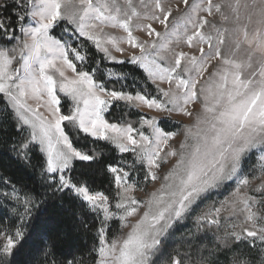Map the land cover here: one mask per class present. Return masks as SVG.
I'll use <instances>...</instances> for the list:
<instances>
[{"label": "snow or ice", "instance_id": "6c2138e0", "mask_svg": "<svg viewBox=\"0 0 264 264\" xmlns=\"http://www.w3.org/2000/svg\"><path fill=\"white\" fill-rule=\"evenodd\" d=\"M174 12L182 14L170 28ZM58 26L63 35H53ZM0 40V103L18 130L28 131L12 151L30 162L34 146L45 157L48 188L68 194L73 208L97 213L91 264H219V255L224 264H264V0H0ZM92 48L104 60L142 69L154 92L109 89L96 68H86ZM114 101L155 114L139 115V127L110 123L104 113ZM174 115L191 121L178 143V133L163 126ZM69 127L131 154V163L122 157L106 166L116 189L111 199L70 175L75 160L97 156L74 146ZM148 182L159 187L138 199L140 183ZM229 182L235 187L218 206L193 217ZM23 203L20 226L0 230V264H15L34 237L52 250L56 237L67 239L36 225L26 231L33 198ZM190 217L196 232L214 226L222 235L212 249L188 240L190 251L169 252L173 230Z\"/></svg>", "mask_w": 264, "mask_h": 264}, {"label": "trees", "instance_id": "16d2710c", "mask_svg": "<svg viewBox=\"0 0 264 264\" xmlns=\"http://www.w3.org/2000/svg\"><path fill=\"white\" fill-rule=\"evenodd\" d=\"M11 2V0H10ZM13 17L15 21V12L6 13ZM56 28L53 34L56 32ZM17 35L19 26L15 28ZM4 41L0 40V45ZM15 43V42H13ZM11 46V45H9ZM103 55L91 49L87 69L96 68V79L103 78L109 89L120 90L122 83L120 79L111 78L107 70L115 69L117 73L123 74L128 83L132 77L137 82V87L142 84L148 88H153L151 82L148 81L145 73L136 66L128 63L106 64L102 58ZM78 63V62H77ZM79 68V63H78ZM132 87L131 92L139 91ZM61 97L62 111L66 112L69 106L68 100ZM140 113L132 108H128L126 104L116 102L111 109L105 114V119L110 123L130 122L136 126ZM14 115H8L4 112V106L0 103V230L12 231L14 226H20L21 221L18 218L24 214V200L26 197H32L34 206L31 208L32 218L24 217V223L27 225H36L49 229L53 236L56 232L67 233V239L62 234L55 239V250L51 248V242L45 240L43 247L37 243V239L33 240L25 246V250L15 258V264H51L54 260L57 264L67 259H77L84 261V264H91L95 253L92 252L93 244L97 235L96 229L100 227V220L97 219V213L89 211L87 208L81 210L79 207L73 208L68 194L55 192L48 188L45 179L42 176V163L44 155L40 153L34 146L31 148L30 162L20 159L15 152L12 151L13 144H18L21 139L27 137L28 131L21 133L17 126ZM70 138L73 139L74 146L82 151L94 150L97 159L92 162L75 161L73 163L74 171L70 175H74L76 179H85L88 181L92 191H104L109 196H114L115 186L113 177L106 171L109 163L117 164L121 155L107 141L93 139L86 134L77 135L70 127L66 128ZM87 147H84V146ZM226 189V187H224ZM4 193H8L5 196ZM13 195L17 199L11 198ZM79 202H77L78 204ZM62 205V207H61ZM76 215L73 217L72 213ZM111 232L118 233V224L110 222ZM116 230L113 231V228ZM195 234V238L190 235ZM217 233L215 227H207L196 232L195 222L191 217L179 224L174 230L168 241V251L181 254L190 251L186 241L192 240L194 247H207L212 249L215 246V236ZM48 252L49 255H45ZM219 264H224L223 255H219Z\"/></svg>", "mask_w": 264, "mask_h": 264}, {"label": "rangeland", "instance_id": "374dc122", "mask_svg": "<svg viewBox=\"0 0 264 264\" xmlns=\"http://www.w3.org/2000/svg\"><path fill=\"white\" fill-rule=\"evenodd\" d=\"M171 2L173 3V4H175V0H171ZM182 13L181 12H174V15H173V18H170V24H169V27L171 28L172 27V24H174V23H176L177 22V19L176 18H178L180 15H181ZM156 28H157V30L158 31H161V32H163L164 31V29L162 28V26H160V25H154ZM56 32L53 34V35H56V36H60V35H63V33H62V31H61V27H56ZM173 47H176L175 45H173ZM181 47H183L184 48V50H187V48H186V46H183V45H181ZM100 54H102V53H100ZM103 55V54H102ZM116 55H118L119 56V54H116ZM121 58H123V57H121ZM79 63V62H78ZM105 63L106 64H109V63H115V62H112V61H108V60H105ZM125 63H127V62H125ZM115 64H118V63H115ZM129 64V63H128ZM131 65V64H130ZM134 66V65H133ZM86 67H87V65H86ZM137 67V66H136ZM140 69V68H139ZM142 70V69H141ZM117 70H115L114 68L113 69H109V70H107V72L108 73H113V74H120V73H117L116 72ZM143 71V70H142ZM120 75H123V74H120ZM145 75L147 76V74L145 73ZM109 77H111V78H116L117 79V75H112V76H109ZM123 77L124 78H122V79H120L121 81H124L123 83H122V87H123V90L124 91H128V92H131V89H132V87H135L136 89H139V88H141V89H143V88H147L146 86H145V84H142L141 85V87H137V82L135 81V79L132 77V79L130 80V82H126L125 81V79H126V77L123 75ZM154 86V85H153ZM147 89H150V90H152L153 92H154V89L153 88H147ZM134 93V92H133ZM60 96H63V94L61 93V94H59ZM64 97V96H63ZM67 99V98H66ZM116 102H121V103H124V104H126L127 105V107L128 108H132V109H135V110H137L139 113H140V115L141 114H146V115H153V114H155V113H152V112H147V111H145L144 113H141V111L139 110V109H137V108H135L134 106H130V105H128L126 102H124V101H114L110 106H109V108H108V110L104 113V117H105V114L111 109V106L113 105V104H115ZM68 103H69V101H68ZM69 107V106H68ZM189 123H191V121L189 120V118H187V117H182V116H178V115H174L173 117H171V118H165L164 119V121H163V126L166 128V130H171V131H175V132H177L178 133V135H177V138H176V141H175V143H178L179 141H181L182 139H183V130H184V126L186 125V124H189ZM136 127H139V124L137 123L136 124ZM91 137V136H90ZM91 138H93V139H96V138H94V137H91ZM113 147H114V145H112ZM115 148V147H114ZM118 152V151H117ZM119 153V152H118ZM120 154V153H119ZM121 155V159H120V161L118 162V163H121L122 162V157H123V159H126L129 163H131V161H132V156H131V154H120ZM45 158V157H44ZM75 161H78V160H75ZM74 161V162H75ZM73 162V163H74ZM254 163V161H250L249 162V167L252 165ZM167 167V166H166ZM111 174V173H110ZM112 175V174H111ZM257 175H259V173H258V171H257ZM133 177L135 178V179H137V180H140L141 179V177L139 176V174H137V173H134L133 174ZM115 186V185H114ZM141 188H143V191H137L136 193H135V195L137 196V198L138 199H141V200H145V199H147V197H148V195L152 192V191H154L156 188H158L159 187V182H157L156 184H153V183H151V182H148V183H140V185H139ZM234 187H235V184L233 183V182H229V184H228V186L226 187V189H224V188H221V189H218V190H214L213 191V193L211 194V198L210 199H208V200H206V201H204L203 203H201V205H200V207L196 210V212L193 214V217H194V215H199L200 214V212H202V211H206V210H208V208L213 204V202H217V206H218V202L219 201H221V200H223L225 197H227L228 195H229V193L234 189ZM115 191H116V189H115ZM110 199H111V196H110ZM113 202V204H114V201H112ZM100 216H101V218H102V214H100ZM224 216H226V214H224ZM193 217H191V219H192V221H194V218ZM195 222V221H194ZM110 223V222H109ZM225 223V220H224V218L222 217V224H224ZM115 230H116V227H115V229L113 228V231L115 232ZM222 233H223V229H221V231H220V235H222ZM117 234H119V232L117 233Z\"/></svg>", "mask_w": 264, "mask_h": 264}]
</instances>
